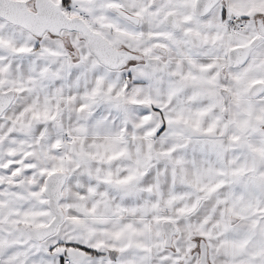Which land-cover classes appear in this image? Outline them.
<instances>
[{"label": "crops", "instance_id": "obj_1", "mask_svg": "<svg viewBox=\"0 0 264 264\" xmlns=\"http://www.w3.org/2000/svg\"><path fill=\"white\" fill-rule=\"evenodd\" d=\"M116 2L104 4L105 13L115 6L140 20L135 28L147 27L149 0ZM216 7V17L201 21L195 51L178 54L160 42L139 49L122 39V49L141 58L119 70L102 66L85 47L71 57L68 44L53 64L41 58L33 67L24 59L16 68V53L45 36L0 18V85L37 87L46 96L48 77L59 86L54 139L63 138V168L56 167L67 174L64 221L41 243L28 230L53 219L46 181L14 174L0 182V264H199L202 241L210 264H264V98H242L227 79L230 53L250 45L244 64L264 73V0H221ZM235 16L245 33L230 25ZM96 27L113 33L108 23ZM106 37L118 48L114 35ZM232 68L240 81L241 67ZM17 103L16 95L3 116ZM24 110L37 118L32 107ZM43 129L30 136L40 138ZM165 222L177 229L169 248Z\"/></svg>", "mask_w": 264, "mask_h": 264}, {"label": "rangeland", "instance_id": "obj_2", "mask_svg": "<svg viewBox=\"0 0 264 264\" xmlns=\"http://www.w3.org/2000/svg\"><path fill=\"white\" fill-rule=\"evenodd\" d=\"M54 1L62 6V9L67 16L82 18L87 25L94 28L95 31L101 33L105 37L107 35H114L113 39L114 41H117L114 44L117 45L119 49H122V46L125 44L124 42H121L120 44L118 41L126 39V41L133 40L132 43L137 42L139 45L137 48L139 49H145L146 47L151 49L160 42L161 44H159L162 46H172L173 50L178 54H185L184 52L187 50L195 51L197 48L196 39H201L200 28L202 26L201 21L203 18H198L194 13V6L197 0H149V9L145 14L147 27L143 26L142 29L135 28L136 25L126 22L117 16V14L112 11L115 8L117 9L115 6L110 8L108 14L105 13L106 5L104 4H118L116 0ZM100 6L102 8L101 13H99ZM68 7L69 9L67 10ZM112 12L113 14H111ZM217 13L218 8L215 7L207 17H216ZM169 16L175 17L177 23L176 28L167 24L166 19ZM113 20L114 22H111ZM105 23L113 26V33L109 34V32L101 28L97 29L96 26ZM140 30H143V32H140ZM17 31L23 33L21 30ZM238 32L245 33V31L242 32L240 30ZM17 37H19V34ZM32 41L34 43H32L31 46H27L25 47V50H19L16 53L19 54V56L17 55V57H15L16 68H18L20 64H23L24 59H28L33 67L41 63L39 60L41 58H45L47 62L53 64L55 61L60 60L58 57L63 56L60 53L61 48H64L63 44H68L71 49L77 51H80L82 47L87 49L86 43L75 33L66 32L59 38L46 34L45 38L40 41ZM214 45L211 47L209 46V51L214 52L216 50ZM133 52L136 53L138 51L133 50ZM154 55L155 53L153 55L150 53V56ZM244 65L238 66V68L241 67L238 70L240 72V81H238L231 73V70L234 68L229 64L227 79L230 84L233 82L236 83L235 89L242 98L249 99L250 101L251 99L249 98L248 91L253 86V82H255L253 80L264 79V73L256 71L255 69H252V67H248L249 64ZM52 66L53 65L49 66V70L52 69ZM21 75L22 72L17 73L18 77ZM18 77L17 80L20 84L21 79ZM33 79L35 80L36 77ZM36 80H38V78ZM54 80L55 78L48 77V82L46 81L47 87H50L49 95L47 96L43 94L41 88H15L18 103L14 106L15 109L10 112L11 114L0 118L1 183H8V181L14 177V174L20 175V179L33 178L46 181V178L50 174L57 172L58 167H56V165L63 168V159L61 157L62 152L59 151L63 145V138L60 137L54 139V130L60 121V112L58 108L59 105H63V100L59 92V86ZM12 87L14 88V86L0 85V91ZM261 98H264V92L257 97V99ZM41 102L42 105L40 104ZM31 107L33 117L37 118H27L30 114H26L24 108ZM37 127L44 128L46 132L44 135L40 136V138L30 136L34 131V128ZM50 128L52 130H50ZM51 146L53 147L50 151L53 152L48 150ZM29 155H33L34 160L29 161L26 159Z\"/></svg>", "mask_w": 264, "mask_h": 264}, {"label": "water", "instance_id": "obj_3", "mask_svg": "<svg viewBox=\"0 0 264 264\" xmlns=\"http://www.w3.org/2000/svg\"><path fill=\"white\" fill-rule=\"evenodd\" d=\"M221 0H197L194 13L198 18L207 16ZM121 19L133 25H140V20L129 13L119 10H112ZM0 18L9 24L19 27L30 33L35 38H42L46 34L53 37H61L63 33H75L86 43L90 54L105 68L119 70L130 62H137L141 55L132 51L119 49L114 46L105 36L95 31L80 17H69L65 14L62 6L53 0H34L32 6L22 0H0ZM169 26L176 28L173 16L166 19ZM259 32L264 36V29L259 24ZM251 45L233 50L229 55V61L235 67L245 63L250 52ZM69 52V51H68ZM70 54L75 57L77 52ZM264 91L262 84L253 85L248 95L255 99ZM16 93L14 90L0 91V118L15 103ZM67 174L55 172L46 178L44 194L48 198V205L53 214L49 225L36 229H29L31 238L37 242H45L52 238L64 221L63 211L60 203L63 199V188L66 184ZM165 246L171 247L173 238L177 234L175 225L171 222L163 224ZM199 264H210L207 244L202 241L200 244Z\"/></svg>", "mask_w": 264, "mask_h": 264}, {"label": "built area", "instance_id": "obj_4", "mask_svg": "<svg viewBox=\"0 0 264 264\" xmlns=\"http://www.w3.org/2000/svg\"><path fill=\"white\" fill-rule=\"evenodd\" d=\"M230 25L236 30L242 31L245 29V23L243 22V20L241 18H239L237 16L232 17L230 19ZM66 264H72L71 260L70 259L66 260Z\"/></svg>", "mask_w": 264, "mask_h": 264}, {"label": "trees", "instance_id": "obj_5", "mask_svg": "<svg viewBox=\"0 0 264 264\" xmlns=\"http://www.w3.org/2000/svg\"><path fill=\"white\" fill-rule=\"evenodd\" d=\"M65 1V0H64ZM67 50L69 51V54H74V49H71L69 46H67ZM86 251V250H85Z\"/></svg>", "mask_w": 264, "mask_h": 264}, {"label": "flooded vegetation", "instance_id": "obj_6", "mask_svg": "<svg viewBox=\"0 0 264 264\" xmlns=\"http://www.w3.org/2000/svg\"><path fill=\"white\" fill-rule=\"evenodd\" d=\"M34 0H28L27 2L32 6ZM54 1V0H53ZM57 3V2H56Z\"/></svg>", "mask_w": 264, "mask_h": 264}]
</instances>
